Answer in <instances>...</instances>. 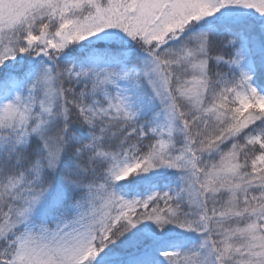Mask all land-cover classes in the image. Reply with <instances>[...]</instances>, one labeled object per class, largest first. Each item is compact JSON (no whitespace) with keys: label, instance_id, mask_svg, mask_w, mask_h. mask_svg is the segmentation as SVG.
<instances>
[{"label":"snow or ice","instance_id":"6c2138e0","mask_svg":"<svg viewBox=\"0 0 264 264\" xmlns=\"http://www.w3.org/2000/svg\"><path fill=\"white\" fill-rule=\"evenodd\" d=\"M0 264H264V0H0Z\"/></svg>","mask_w":264,"mask_h":264}]
</instances>
